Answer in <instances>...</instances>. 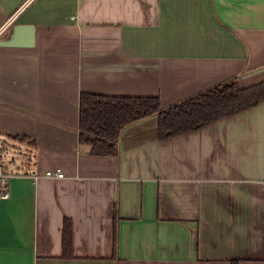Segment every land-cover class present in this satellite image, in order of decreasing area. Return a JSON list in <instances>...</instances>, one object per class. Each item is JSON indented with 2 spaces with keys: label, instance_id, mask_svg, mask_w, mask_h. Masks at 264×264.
Returning a JSON list of instances; mask_svg holds the SVG:
<instances>
[{
  "label": "crops",
  "instance_id": "0c3cea01",
  "mask_svg": "<svg viewBox=\"0 0 264 264\" xmlns=\"http://www.w3.org/2000/svg\"><path fill=\"white\" fill-rule=\"evenodd\" d=\"M3 25L0 137L34 157L0 197V264H264V100L165 140L147 116L112 154L79 129L83 91L167 106L264 79V0H0Z\"/></svg>",
  "mask_w": 264,
  "mask_h": 264
},
{
  "label": "trees",
  "instance_id": "16d2710c",
  "mask_svg": "<svg viewBox=\"0 0 264 264\" xmlns=\"http://www.w3.org/2000/svg\"><path fill=\"white\" fill-rule=\"evenodd\" d=\"M264 100V79L240 86L226 79L163 106L158 95H114L83 91L80 95V142L93 154H112L124 126L156 114L161 140L197 131L250 109ZM64 256L73 253V222L62 227ZM236 262V261H235ZM237 264V262L235 263Z\"/></svg>",
  "mask_w": 264,
  "mask_h": 264
},
{
  "label": "built area",
  "instance_id": "2783aa9c",
  "mask_svg": "<svg viewBox=\"0 0 264 264\" xmlns=\"http://www.w3.org/2000/svg\"><path fill=\"white\" fill-rule=\"evenodd\" d=\"M4 29V25L0 27V30ZM10 147V144L0 137V197H9L11 195V177L16 174V172L5 163L6 149ZM47 176H57L62 177L65 172L61 167H56L54 169H47L45 171Z\"/></svg>",
  "mask_w": 264,
  "mask_h": 264
},
{
  "label": "rangeland",
  "instance_id": "374dc122",
  "mask_svg": "<svg viewBox=\"0 0 264 264\" xmlns=\"http://www.w3.org/2000/svg\"><path fill=\"white\" fill-rule=\"evenodd\" d=\"M34 154L25 145L11 146L6 149L5 163L11 168H29Z\"/></svg>",
  "mask_w": 264,
  "mask_h": 264
},
{
  "label": "water",
  "instance_id": "95a60500",
  "mask_svg": "<svg viewBox=\"0 0 264 264\" xmlns=\"http://www.w3.org/2000/svg\"><path fill=\"white\" fill-rule=\"evenodd\" d=\"M20 24L15 23L11 26L8 35L6 36V38H2L1 43L2 44H12V35H13V31L14 29H16ZM27 45H32V43H34V37L33 35H30L29 39L25 42Z\"/></svg>",
  "mask_w": 264,
  "mask_h": 264
}]
</instances>
